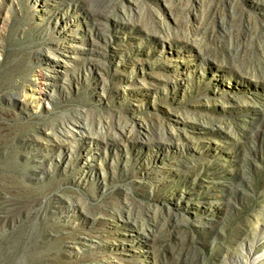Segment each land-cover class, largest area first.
I'll list each match as a JSON object with an SVG mask.
<instances>
[{"label":"rangeland","instance_id":"374dc122","mask_svg":"<svg viewBox=\"0 0 264 264\" xmlns=\"http://www.w3.org/2000/svg\"><path fill=\"white\" fill-rule=\"evenodd\" d=\"M0 12V264H264V0Z\"/></svg>","mask_w":264,"mask_h":264},{"label":"bare ground","instance_id":"6f19581e","mask_svg":"<svg viewBox=\"0 0 264 264\" xmlns=\"http://www.w3.org/2000/svg\"><path fill=\"white\" fill-rule=\"evenodd\" d=\"M1 13V12H0ZM2 17V16H1ZM66 64V63H65ZM73 128H71L72 129V131H71V136H69V138L71 139V140H74L75 138H77V137H79V136H83V134H85V132H86V130L88 129L87 128V126L84 124V123H82V122H77L76 121V123H74V126H72ZM174 131V130H173ZM172 133H174V132H172ZM258 237V236H257ZM253 247V246H252ZM254 248V247H253ZM253 248L251 249V250H249L248 251V253H247V255H246V259H244V260H247L246 262H247V264L249 263V261L250 262H252L253 263V261L251 260L252 258H254L253 257V253H254V251H253Z\"/></svg>","mask_w":264,"mask_h":264}]
</instances>
